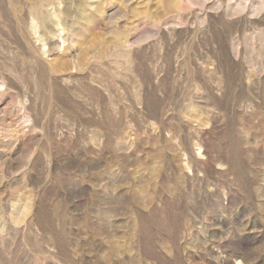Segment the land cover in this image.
<instances>
[{"label": "rangeland", "instance_id": "374dc122", "mask_svg": "<svg viewBox=\"0 0 264 264\" xmlns=\"http://www.w3.org/2000/svg\"><path fill=\"white\" fill-rule=\"evenodd\" d=\"M37 1L0 0V264H264V0Z\"/></svg>", "mask_w": 264, "mask_h": 264}, {"label": "bare ground", "instance_id": "6f19581e", "mask_svg": "<svg viewBox=\"0 0 264 264\" xmlns=\"http://www.w3.org/2000/svg\"><path fill=\"white\" fill-rule=\"evenodd\" d=\"M49 2V0H39L37 1L36 3L34 4H31L30 7H29V10H28V13L29 15L31 16V26L36 29V19L40 20L41 21V18H43L41 12H40V8L42 6V4L44 2ZM51 1V0H50ZM50 5V2L47 3V5ZM17 7V6H16ZM18 10V9H17ZM15 10L14 9V14L17 15L18 17H22L21 21H24V19L26 20L27 19V16L25 15H21L20 13V10ZM42 10V9H41ZM54 14V13H53ZM55 17V16H54ZM56 17H57V14H56ZM47 18V17H46ZM46 18H44L45 20V23H46ZM51 18V17H50ZM60 22V21H59ZM58 21H56L54 18H51L48 22V24H45L46 27L51 30V32L53 31V29H56V33H54V37H57L58 39L56 38H47L46 36V31L44 30H41V32L38 34V36L36 37V39L38 41H40V47H38L39 49L43 48L44 52H45V49H46V53H48L49 55H55L56 53L59 54V51L61 50L62 46L65 44V42L68 40V38H70V34L69 33H65V28L63 29H59L58 27H61V25L63 26V24L59 23ZM43 23V21H42ZM41 27V26H40ZM44 27V25H43ZM52 27V28H51ZM41 29V28H40ZM17 31V30H16ZM18 31H20L21 34H23V36L25 37V31L24 29L22 28V26L19 27ZM55 31V30H54ZM50 32V31H49ZM50 32V33H51ZM19 33V32H18ZM35 33H37V31H35ZM50 35V34H49ZM53 35V34H52ZM27 39V38H26ZM46 39H47V42H46ZM62 41L61 44H58L60 43L59 41L60 40ZM58 41V42H57ZM39 43V42H38ZM21 45V44H20ZM25 45V44H24ZM64 52V51H63ZM61 54V53H60ZM40 64H38L39 66ZM50 68L47 69L43 66H39V71H40V74H42L41 77H44L45 74L49 73L51 75H54V74H57L59 76H61L63 78L64 81H71V77H66L64 74V72L66 71L67 72V68L69 67V65L67 64L66 60H63V59H55L54 62H51L50 64ZM34 66V65H33ZM37 66V68H38ZM32 75V74H31ZM72 82V81H71ZM1 83V82H0ZM33 83V82H32ZM32 102V101H31ZM30 117V116H29ZM28 119V118H27Z\"/></svg>", "mask_w": 264, "mask_h": 264}]
</instances>
